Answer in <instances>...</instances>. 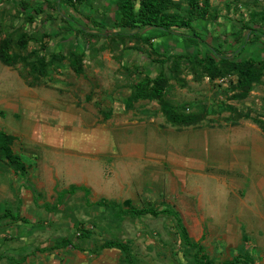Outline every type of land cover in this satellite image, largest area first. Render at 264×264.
<instances>
[{"label":"rangeland","instance_id":"1","mask_svg":"<svg viewBox=\"0 0 264 264\" xmlns=\"http://www.w3.org/2000/svg\"><path fill=\"white\" fill-rule=\"evenodd\" d=\"M106 1H86L87 7L84 5L85 2L80 5L82 6L81 12L84 14L90 12L95 17H101L108 11L105 14V18H108L112 14V8L106 5ZM178 1L184 6V0ZM210 3L212 8L221 15L235 20L240 18L246 20L250 16L251 10L264 9V0H210ZM66 11L68 13L65 16L57 14V21L54 23L49 21L50 24L62 27L64 29L61 30L62 34L43 38L42 32L51 28L48 23L40 28L42 18L36 16L34 22H29L12 0H0V39L6 35L12 36L11 50L20 59L10 66V71L14 74L17 72L18 76L25 80L29 86L46 88L50 94L54 93L58 105L62 99L63 104L72 103L75 107L79 106V110L89 108L90 111L93 109L102 111L100 114L97 113L98 116L95 118L89 115L90 111L81 112V116L84 115V117L69 115L70 120L75 124L84 122L85 126L91 124L96 126L99 123L108 125L112 121L113 126L117 124L118 127L123 128L121 125L124 124V128L125 126L129 127L130 131L134 130L139 133L143 130V123H147L149 118H152L153 121L148 122L146 128L153 125L156 128L157 136L161 139L155 141L165 143L164 148L171 151L175 158L178 155V160H180V147L183 137H185L181 133L187 130H200L203 139L212 137L219 141L222 140L221 146L226 147V150L235 155L238 152L235 150L242 149L240 148L242 143L234 146V150H229V146L225 145L223 141L229 143L233 134L240 135L238 134L239 127L250 126L249 123H254L264 131V67L259 81L253 84L247 95L238 97L237 94L241 90L235 85L236 75L234 72L211 78L199 65L186 60H181L176 65L171 61H165L163 69L166 81L163 86V99L176 108L178 114L183 112L193 119V122L189 124L172 123L162 110L159 100L128 101L134 84L146 73L154 76L160 70V65L154 64L153 60L163 59L164 56L161 53L157 54L150 46V42L154 44V47L163 42L162 38H152L156 31L145 30L138 37H118L111 33H96V28L77 31L74 28L76 26L75 18H78L77 14L72 13L70 7H63L64 14ZM71 14L75 18H71L69 16ZM206 27L212 30L213 24L207 23ZM25 31L32 33L33 38L28 42L26 49H21L17 44V38ZM41 43L45 47L42 50L40 49ZM33 51H36V54L43 52L47 58L51 53H61L64 58L55 59L46 67L45 73L40 75L33 67L35 61ZM81 51H83L82 71L75 73L71 70L69 60L74 54ZM6 89L5 83L0 85V95L1 91ZM10 103H12L10 107L0 105V126L12 131L16 124L20 125L19 122L24 112L19 102L12 100ZM91 106H93L92 109ZM103 112L109 114L107 118L103 116ZM93 120L96 123L92 122ZM125 120L132 122L123 123ZM59 121L58 117L53 120L41 118L42 126L62 125V122ZM66 125L64 126L66 127ZM12 134L15 136L12 135L14 149L25 159L27 177L22 175L18 177L20 180H16L17 178L10 175L8 177L12 176L11 179L4 184L9 188L17 186L18 183L27 186V182L31 181L36 187L38 183L34 179L33 170L36 167L41 168L44 152L41 154L37 150L40 146L36 140L25 139L23 134L16 132V129L12 131ZM180 135L182 136L180 137ZM150 136L148 135V138ZM145 137L147 138V135ZM186 144L187 141L184 145L185 150ZM245 145L246 150L237 153L238 162L235 161V156H227V159L231 161L230 164H222L225 162V158L221 157L224 153L223 150L218 155L215 154L217 150H211L207 160L203 159V155H201L199 157L202 158L200 169L196 170L210 177L211 175L215 176L217 181L211 179L206 181L200 176H197L196 180L187 179L186 182H192V185L189 186L191 190L187 193L182 189L184 182L182 174L185 171H187L186 177L193 176V174L189 173L188 168L180 171V166H175L165 159L161 163L157 162L156 165H147L149 167L147 171H144L142 165H136L131 173L132 177L128 176V179H124L125 176L122 175L124 181L121 180L120 194L117 190V193L112 192L114 185L107 181H105L106 188L102 187L99 190L97 187L93 191L88 188V192L84 195L81 194L79 199H66L60 193L62 197L60 199L65 201L63 213L56 214V217L60 219L56 221L51 219L49 226L53 228L38 231L35 238L50 247L60 238L69 237L79 246V248L68 246L70 255H85L86 257L88 255L90 259L94 260V263L104 259L103 264H126L122 251L117 248L95 250L105 240L120 239L127 242L131 260L135 264H195L194 250L184 243L175 217L167 214L157 217L119 215L118 204L123 205L124 199L129 198L131 203L136 206H155L166 203L176 210L190 237L200 241L205 253L215 264H220V262L231 259L240 253H250L256 264H264V208L260 211L262 219L256 220L252 217L250 222L244 219L245 222L241 218L242 214L236 212L238 205L231 207L230 204L234 197H239L244 202L245 195L248 193L253 195L257 192V187L250 186L249 176H252L253 172L251 174L247 172V167L251 169V163L254 161L250 149L251 144ZM191 152V150L186 151L188 154ZM47 155L49 156L50 153L47 152ZM59 156L64 157L61 154ZM102 157H106L105 163L113 160L111 156L104 155ZM136 161L140 162L139 159ZM174 162L177 161L174 160ZM234 162L240 164L236 165ZM91 164L94 165V163ZM90 165L80 167L87 170L91 168ZM73 167L74 171L78 169L76 164ZM170 167H174L176 172H171ZM149 172L153 176L151 182H148L147 179ZM113 175L111 167L106 166L105 178L111 179ZM222 178L226 180V187H223L225 185L221 183ZM219 185L223 188H220ZM199 188L202 189L199 190ZM213 189H223L222 196L226 200L223 201L213 195L211 192ZM53 191L59 192L57 188ZM70 191H75V189ZM100 191L103 193H99ZM34 192L43 195L37 187ZM6 195L7 193L0 197V213L12 210L13 203L8 202L9 198ZM54 195L53 193L49 201L45 199L49 207H51ZM101 195H105L103 197L106 201L104 206L96 204V201L102 198ZM86 200L87 203H85ZM221 203L224 204L222 207H220ZM241 221L246 225L243 226V230ZM13 222L8 218L0 219V242L3 243L16 233L14 227H11ZM81 230L91 231L90 236L79 235ZM201 235L203 238H200ZM24 241L26 243L27 238ZM55 250H58L56 254ZM49 253H53L55 259L63 260L67 252L64 249L55 248ZM42 264L50 263L42 262Z\"/></svg>","mask_w":264,"mask_h":264},{"label":"crops","instance_id":"2","mask_svg":"<svg viewBox=\"0 0 264 264\" xmlns=\"http://www.w3.org/2000/svg\"><path fill=\"white\" fill-rule=\"evenodd\" d=\"M10 68L9 65H5L0 61V85L5 83L7 86L5 91H1L0 105L10 107L12 104L10 101L12 100L20 103L24 113L19 122L20 125L16 124L17 127L15 126L12 131L16 129L17 133L25 136V139L36 140L40 146L37 150L40 151L41 154L43 152L45 153H43L44 159H42L40 164L41 168L36 167L33 170L34 179L38 183L36 187L38 190H41L43 195L34 192L36 187H34L31 181L27 182V186L18 183L17 186L8 188V186L4 184L11 179L12 176L17 178L16 180L22 175L27 177V168L24 157L16 152L13 147L12 131L0 126L1 130L11 136V148L13 152L19 156L20 161L25 166L23 172L16 173L3 156V159L0 158V197H3L5 193H7L6 196L10 199H7L8 202L13 203L11 207L12 210H7V216L2 217L4 212L0 213V219L8 218L14 221L11 227H14L16 232L14 235L10 236V239H7L3 243L0 242V264H42V262L50 264H93L94 260L90 259L88 255L87 257L85 255L75 254L71 256L68 246L61 247V249L67 252L64 259H55L53 253L48 254L50 250L55 248H50L42 241H38L35 238L38 231L53 228L49 226L51 219L54 221L60 219L56 217V214L63 213L65 208V201L60 199L62 198L61 196L66 197V199H79L82 196L81 194L84 195L88 192V188L92 191L97 187L99 190H101L102 187L106 188L105 181L114 185V190H112V192L114 191V193L118 192V194H120L121 180L124 181V179H128V176L129 178L132 177L131 173H133V168L136 167V165H142L144 171H147L149 170L147 165H156L157 162L161 163L164 159L175 166H180V171L188 168L190 170L189 173L193 174V176L187 177L185 176L187 175V171L182 174L184 179L182 189L187 193L191 190L189 186L192 185V182H186L187 179L196 180L197 176H200V178L206 181L208 179L217 181L215 176L211 175L210 177L196 170L200 169L202 158L207 160L212 152L211 150H217V152H215L217 155L223 150L224 153L221 157L225 158V162L222 164H230L231 161L227 159V156H235V161H237L239 152L247 148H245V144H251L250 149L254 156V161L251 163V169L247 167V172L249 174L253 172V175L249 176L250 186L252 188L257 187V192L253 195L250 193L245 195L244 202H242L239 197H234V200H231L230 204L231 207H237L238 205V210H236V212L238 211L240 215L242 214V220L246 219L247 222H250V218L252 217L256 220L263 218L260 211L264 208V131L258 124L249 123L250 126L239 127L240 132H238V134L240 135L236 136L233 134L229 143L223 141L225 145L229 146V150H234V146L236 147L239 143H242L240 147L242 149L240 151L235 150L238 151L236 155L226 150V147L221 146L222 140L219 141L212 137L203 139V134L199 132L200 130H187L181 133L185 136L183 137L185 140L183 139V143L181 144L180 160H178V155L175 158L171 151L164 148L165 143L155 141L161 140L156 134V128L153 125H149L148 128H146L147 123L153 121L152 118H149L147 123H143V130L139 132L140 134L134 130L130 131L129 127L125 126L124 128V124L121 125L123 128L118 127L117 124L113 126L112 121L109 122L108 125L99 123L96 126L94 124L85 126L83 125L84 122H77V124H75L69 117L75 115L80 117L81 112H89V108L87 110H79L80 107H75L72 103L63 104L64 102L60 98L58 105L55 101L56 95L54 93L50 94L46 88L29 86L25 80H22L21 77L18 76L17 72H15V74L12 73ZM59 96L61 97V95ZM90 108L92 109L93 106ZM99 111V109H93L89 112V115L95 118L102 112ZM108 115L107 112H103L104 117L107 118ZM42 117L51 120L58 117L62 125L42 126ZM81 117H84V115ZM92 122L96 123L95 120ZM129 122L132 121H123V123L126 124ZM65 124H67L66 127L64 126ZM145 135H147V138ZM148 135L151 136L148 138ZM181 136L182 135H180V137ZM185 141H187L186 150L184 148ZM159 148L160 150H157ZM187 150H191L192 152L188 154L186 153ZM47 152L50 153L49 156ZM185 153L186 155H184ZM60 154L64 157H60ZM104 155L113 157V160L109 163H105L104 159L106 157H102ZM201 155H203V157L199 158ZM137 159L140 160L139 163H137ZM174 160L177 162H174ZM237 162L234 163L239 165L240 163ZM91 163H94V165ZM75 164L78 165L76 171H74L73 167ZM89 165L91 168L87 170L80 167H88ZM106 166L111 167L114 172L111 179H106L104 176ZM169 170L171 172H176L174 167H170ZM169 170L165 171L168 172ZM10 175L12 176L8 177ZM122 175L125 176L124 179ZM147 179L148 182L153 180L151 172H149ZM221 183L225 185L223 187L227 186L224 178H222ZM70 185H76L75 191L68 190ZM219 186L220 188L222 187L221 185ZM186 187H188V189H186ZM55 188H57L59 192L53 191ZM201 189L202 188H199V190ZM221 191H223V189H213L211 192L224 201L226 199L222 196ZM53 193L55 195L51 207H49L46 200L49 201ZM99 193L103 192L100 191ZM104 196L105 195H101L100 197L103 198ZM124 200L130 199L125 198ZM85 203H87V200ZM222 203L220 207L225 204ZM159 205L169 206L166 203L155 206ZM243 226H246L244 222L241 223L242 230ZM26 238L28 241L24 243ZM200 238H203V235H201ZM29 248L32 250H29ZM57 251L58 250H55V254ZM103 260L104 259L96 261L94 264H103Z\"/></svg>","mask_w":264,"mask_h":264},{"label":"trees","instance_id":"3","mask_svg":"<svg viewBox=\"0 0 264 264\" xmlns=\"http://www.w3.org/2000/svg\"><path fill=\"white\" fill-rule=\"evenodd\" d=\"M12 1L29 22H34L35 17L39 16L42 18L40 28H43L47 23L51 26L42 32L43 38L49 35L58 36L62 34L61 30L64 29L58 25L50 24L49 21L54 23L57 21L58 15L65 16L68 12L66 11L64 14L63 7H70L72 13L77 14L78 18L72 14L69 15L71 18H75L76 22H73L77 31H82L85 28H96V33H111L118 37H138L145 30H155L156 33L152 38H162L163 42L157 47H154V44L150 42V46L157 54L161 53L164 56L163 59L153 60L154 64L160 65V70L154 76L146 73L142 79L134 84L128 101L157 99L160 101L165 115L170 118L172 123L189 124L193 122V119L183 112L178 114L176 108L163 99V86L166 81L163 69L165 61H171L176 65L181 60H186L199 65L211 78L234 72L236 75L235 85L241 90L237 94L238 97L246 96L253 84L259 81L262 75V68L264 67V9L251 10L250 16L246 20L242 18L235 20L226 15H221L212 8L210 0H184V6L178 0H107L106 5L112 8V14L105 18L108 11L101 17H95L90 12L86 14L81 12L82 6L80 5L85 2L84 5L87 7L86 1L90 0ZM60 3L63 4L60 6ZM58 6L60 7L58 8ZM207 23L213 24L212 30L206 27ZM32 38V33L22 32L17 38V44L21 49H26ZM146 39L148 40V38ZM12 42L13 38L10 35L0 39V61L9 66L14 65L20 59L11 50ZM44 48L43 43H41L40 49ZM36 53L33 51L35 54L33 67L40 75L45 73L46 67L55 59L64 58L61 53H51L48 58L43 52ZM82 55L83 51L74 54L69 60L70 67L75 73L82 71ZM24 57L26 58V56ZM0 155L7 160L16 173L24 171V164L11 148V136L1 129ZM75 186L70 185L68 190L75 189ZM105 203L103 198L96 201L98 205L104 206ZM122 204L117 206L119 215L157 217L161 214H167L174 216L184 243L194 250V263L215 264L205 253L200 241L190 237L178 212L170 206H136L130 200H125ZM7 215V212H4L2 217ZM80 234L89 237L91 231L81 230ZM65 246L79 248L71 238L66 236L60 238L50 248ZM103 248H117L122 251L123 260L126 264H135L131 260L126 241L108 239L100 243L95 250L98 251ZM220 264H256V262L250 253H240L231 259L220 262Z\"/></svg>","mask_w":264,"mask_h":264}]
</instances>
